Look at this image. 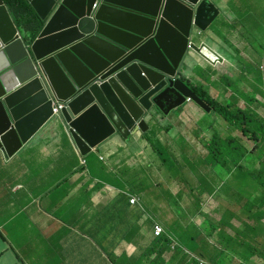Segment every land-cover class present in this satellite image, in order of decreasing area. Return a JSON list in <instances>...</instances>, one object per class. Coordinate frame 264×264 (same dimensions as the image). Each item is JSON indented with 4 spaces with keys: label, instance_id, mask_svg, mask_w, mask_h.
<instances>
[{
    "label": "crops",
    "instance_id": "obj_1",
    "mask_svg": "<svg viewBox=\"0 0 264 264\" xmlns=\"http://www.w3.org/2000/svg\"><path fill=\"white\" fill-rule=\"evenodd\" d=\"M214 5L220 16L191 43L205 44L223 63L210 66L195 56L183 77L219 99L223 76L214 79L226 74L225 65L259 61L239 40L255 10L246 0ZM185 104L176 117L160 114L144 134L115 135L85 158L67 133L52 131L55 123L13 158L0 152V264H264V198L252 180L263 167L249 165V141L237 126L227 123L230 137L189 138L184 114L207 113ZM147 137L184 146L165 177ZM214 139L225 149L207 150ZM237 154L246 158L233 166ZM216 157L221 167L211 165ZM154 224L170 243L153 244Z\"/></svg>",
    "mask_w": 264,
    "mask_h": 264
},
{
    "label": "water",
    "instance_id": "obj_2",
    "mask_svg": "<svg viewBox=\"0 0 264 264\" xmlns=\"http://www.w3.org/2000/svg\"><path fill=\"white\" fill-rule=\"evenodd\" d=\"M28 1L44 23L31 45L0 0V152L8 158L54 123L85 158L115 135L144 134L187 100L210 113L181 78L195 56L223 63L191 43L219 17L215 0Z\"/></svg>",
    "mask_w": 264,
    "mask_h": 264
},
{
    "label": "trees",
    "instance_id": "obj_3",
    "mask_svg": "<svg viewBox=\"0 0 264 264\" xmlns=\"http://www.w3.org/2000/svg\"><path fill=\"white\" fill-rule=\"evenodd\" d=\"M4 3L10 12L15 27L21 33L23 40L28 45H31L40 35L44 23L38 17L28 0H4ZM229 63L231 66L225 65V67H227V72L221 78V80H223V86H221L223 95L224 97L228 95L226 98L227 101L225 102L226 106L218 104V102L215 101L218 98L214 99L209 97L205 88L194 86L184 78H181V80L210 108V112L219 115L224 119V122L237 126L248 141L255 140L256 146L260 144L257 147L253 146L254 148L251 149L250 152L248 151V161L249 165H254L257 162L260 165H264L262 161L264 156L261 157L260 155L264 152V75L261 71V66L256 67L239 58L233 59ZM235 79L241 83L243 88L253 89V93L250 97L243 94L237 88ZM241 98L246 100V106L244 108L239 107ZM257 98H259V100L253 103ZM146 140L149 144L154 146L153 148L161 150L164 147V145L161 146L157 144L155 137H147ZM211 143L212 145H209L207 148L209 151L225 149V144L219 143L215 139ZM245 158L246 156L243 155H233L231 158L233 166H239ZM171 162L173 164L176 163L174 156H172ZM260 173H264V168ZM253 176L256 177L252 179L249 176V178L252 179L259 188L260 179L257 174ZM262 198H264V192ZM134 205H136V203H134ZM137 212H139V209H137ZM160 241L170 243L164 236H158L154 237L153 244H158Z\"/></svg>",
    "mask_w": 264,
    "mask_h": 264
},
{
    "label": "rangeland",
    "instance_id": "obj_4",
    "mask_svg": "<svg viewBox=\"0 0 264 264\" xmlns=\"http://www.w3.org/2000/svg\"><path fill=\"white\" fill-rule=\"evenodd\" d=\"M248 2V7L247 10L249 11H254L255 13H249L246 16V22H245V29L241 33V37L239 40L242 41L244 44L245 52L248 57H251L253 60H257L258 66L264 64V0H246ZM220 16V15H219ZM226 19V18H225ZM221 22H225L224 19L221 20ZM241 59V58H239ZM243 61H246L242 59ZM188 71V70H187ZM261 72V71H260ZM264 75V70L262 71ZM183 75V74H182ZM185 75V72H184ZM183 75V76H184ZM224 76V72L221 70L216 76L214 81L219 83V78ZM223 80H220V85L223 86ZM192 83L194 85H199L200 82L197 81L196 79L192 80ZM235 84L237 88L246 96L250 97L251 94L253 93V89L251 88H243L241 83H239L235 79ZM214 89L210 88L209 92L211 94H214ZM221 95H223V90L221 92ZM228 95L225 97L221 96L219 99L215 100L220 104L221 106H226V98ZM259 100H255L253 103H256ZM241 104L243 106L246 105V100L244 98H241ZM187 104L183 105L180 109H183ZM179 110H174L169 113V117H176L179 114ZM184 120L185 123H191L192 125L189 128L188 132V137L196 140H200L203 135L200 133H208L211 136L215 137H230L232 135V128L230 125L225 123L219 115H217L214 112H210L208 114H204L201 117L199 116H189L187 113L184 114ZM162 127H168V124H163ZM250 139V138H248ZM255 140H249V145H248V151L250 152L251 149L256 146ZM164 147L163 149L159 150L157 148L156 151L159 152V155H157L156 151H153V156L157 162H161L163 166V172H164V177H165V171H167V167L170 165L172 156L178 155L183 149L184 146L181 144L180 141L178 140H173L172 143H163ZM254 146V147H253ZM251 155V154H250ZM261 157L264 156V152H262ZM176 159V158H174ZM263 163H264V158H262ZM245 164V163H244ZM211 165L214 167H221L223 165L222 160L220 157H216L213 160H211ZM264 168V165H262ZM258 178L260 179V184H259V190L264 192V173H259L257 174ZM160 188H162V185H159ZM224 189H228V187H225ZM9 197H11V194L9 192ZM19 222L13 223L10 226H15ZM155 225V224H154ZM153 225V226H154ZM35 229V227H33ZM24 228H22L23 232Z\"/></svg>",
    "mask_w": 264,
    "mask_h": 264
},
{
    "label": "built area",
    "instance_id": "obj_5",
    "mask_svg": "<svg viewBox=\"0 0 264 264\" xmlns=\"http://www.w3.org/2000/svg\"><path fill=\"white\" fill-rule=\"evenodd\" d=\"M64 108H65V106L63 104H59L58 106H54L53 116H57L60 113V111ZM134 202H135V200L132 198L130 200V203H134ZM159 232H160V228L155 227V234L157 235V234H159Z\"/></svg>",
    "mask_w": 264,
    "mask_h": 264
},
{
    "label": "clouds",
    "instance_id": "obj_6",
    "mask_svg": "<svg viewBox=\"0 0 264 264\" xmlns=\"http://www.w3.org/2000/svg\"><path fill=\"white\" fill-rule=\"evenodd\" d=\"M263 70H264V66L261 67V71H263ZM187 103H189L188 100H187ZM63 105H64V104H63ZM64 106H65V105H64ZM262 161H263V160H262ZM131 199H132V198H130V200H131ZM133 199L135 200L134 203H136L137 200H136L135 198H133ZM130 200H129V202H130ZM134 203H130V204H134ZM155 227L160 228V232H159V234H157V235L155 234ZM162 232H163V230H162V228H161L160 226H158V225H155V226H154V234H155V236L160 235Z\"/></svg>",
    "mask_w": 264,
    "mask_h": 264
}]
</instances>
